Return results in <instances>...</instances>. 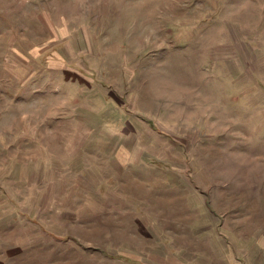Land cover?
Wrapping results in <instances>:
<instances>
[{
	"label": "rangeland",
	"instance_id": "1",
	"mask_svg": "<svg viewBox=\"0 0 264 264\" xmlns=\"http://www.w3.org/2000/svg\"><path fill=\"white\" fill-rule=\"evenodd\" d=\"M0 264H264V0H0Z\"/></svg>",
	"mask_w": 264,
	"mask_h": 264
}]
</instances>
